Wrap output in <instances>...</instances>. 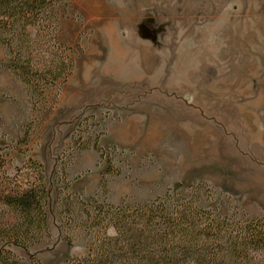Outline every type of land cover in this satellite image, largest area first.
<instances>
[{
	"label": "rangeland",
	"instance_id": "1",
	"mask_svg": "<svg viewBox=\"0 0 264 264\" xmlns=\"http://www.w3.org/2000/svg\"><path fill=\"white\" fill-rule=\"evenodd\" d=\"M57 9L73 68L45 101L0 46L5 170L36 159L48 190L49 236L11 245L12 264L83 255L93 235L63 227L58 209L70 193L102 200L104 177L113 204L201 182L199 205L264 218V0H60ZM108 160L119 175L104 174Z\"/></svg>",
	"mask_w": 264,
	"mask_h": 264
},
{
	"label": "trees",
	"instance_id": "2",
	"mask_svg": "<svg viewBox=\"0 0 264 264\" xmlns=\"http://www.w3.org/2000/svg\"><path fill=\"white\" fill-rule=\"evenodd\" d=\"M59 2L0 0V46L7 66L42 101L73 68L72 49L59 40ZM93 147L102 150L97 140ZM7 163L0 155V264H12L11 245L29 247L49 236L42 163L29 158L12 176ZM120 173L108 160L104 174ZM107 183L104 177L102 200L70 193L58 209L63 227L84 229L94 238L83 255L62 264H264V218L235 210L221 215L199 205L207 192L204 183L191 184L187 193L169 189L120 204L106 200Z\"/></svg>",
	"mask_w": 264,
	"mask_h": 264
}]
</instances>
